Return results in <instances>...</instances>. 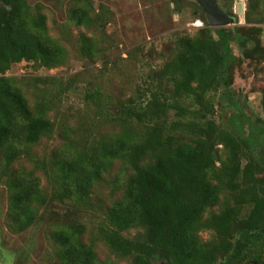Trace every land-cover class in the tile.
I'll return each mask as SVG.
<instances>
[{"label": "trees", "instance_id": "trees-1", "mask_svg": "<svg viewBox=\"0 0 264 264\" xmlns=\"http://www.w3.org/2000/svg\"><path fill=\"white\" fill-rule=\"evenodd\" d=\"M113 19L109 7L96 9L90 0H77L68 11L70 23L99 33ZM244 20L247 27L205 22L194 36L178 37L170 54H158L143 84H129L130 94L114 96L85 79L84 104L94 112L89 130H68L63 146L39 157L32 149L54 133L49 114L55 97L74 91L78 81L29 79L30 107L25 80L7 73L22 62L54 70L67 64L69 53L50 36L41 6L0 0V180L8 231L18 235L49 223L56 264H112L98 260L97 242L128 264H262L264 121L249 117L234 97L242 62L233 44L245 59L264 61V0H247ZM100 52L97 40L80 34L81 60ZM211 92H221L232 107L229 128L213 118ZM261 104L264 112V92ZM22 157L31 169L16 167ZM116 162L127 176L122 196L85 242L83 219L94 209L93 191ZM132 229L141 231L126 236ZM203 232L212 233L209 241Z\"/></svg>", "mask_w": 264, "mask_h": 264}, {"label": "rangeland", "instance_id": "rangeland-1", "mask_svg": "<svg viewBox=\"0 0 264 264\" xmlns=\"http://www.w3.org/2000/svg\"><path fill=\"white\" fill-rule=\"evenodd\" d=\"M96 9L106 5L114 13L113 21L105 31L99 33L94 29L76 26L69 22L68 11L77 0H29L32 7L41 6L47 17L49 34L65 46L69 53L66 65L54 70L36 69L33 64L22 62L14 65L7 76L25 80L21 88L27 96L30 107L35 101L34 91L27 85L34 77H77L75 90L68 95L56 96L54 107L49 117L55 125L51 138L43 139L32 149L39 157L48 155L54 149L66 142V132L70 129L89 130L90 114L84 104L85 79L97 80L105 91L114 96L130 94V85L143 84L151 66L160 60L158 54L163 51L170 54L173 42L181 36H194L198 21L205 25L206 17L201 6L195 0H90ZM247 4V0H245ZM233 12L242 19V0H231L229 5ZM246 13V12H245ZM240 23L228 26L247 27ZM263 32L259 39L264 46ZM80 34L92 37L99 43L100 54L93 59L81 60L78 55V38ZM251 47L253 45L251 44ZM139 48L143 51L140 54ZM236 57L242 62L234 74V97L242 110L252 119L264 121L262 110V95L264 92V61H253L243 57L242 50L233 44ZM129 53H133L132 56ZM104 91V92H105ZM214 104L213 118L223 128H229V117L232 107L221 97V92H211L208 95ZM106 131V126L103 132ZM70 138H75L71 134ZM16 167L31 169L32 164L22 157ZM123 166L116 162L105 175V182L99 184L93 191L94 209L83 219L87 230L85 242H89L96 232L97 226L104 217L106 210L114 200L122 196V186L126 182ZM42 175L41 173H38ZM42 184L47 187L46 179L41 176ZM7 191L0 180V264H56L53 247L49 241L51 226L46 222H38L23 234H12L6 227ZM65 213L66 209H55ZM219 211V207L212 209ZM247 209L245 210V212ZM141 229H132L126 233L134 237ZM211 232H203V241H209ZM96 252L102 263L128 264L126 260L118 259L102 243L97 242ZM156 264H158L156 262ZM264 264V260L262 262Z\"/></svg>", "mask_w": 264, "mask_h": 264}, {"label": "water", "instance_id": "water-1", "mask_svg": "<svg viewBox=\"0 0 264 264\" xmlns=\"http://www.w3.org/2000/svg\"><path fill=\"white\" fill-rule=\"evenodd\" d=\"M203 9L207 23L212 28H224L231 25L239 24V17L233 13L231 16L227 15L220 9L217 0H195ZM250 264H257L251 262Z\"/></svg>", "mask_w": 264, "mask_h": 264}, {"label": "flooded vegetation", "instance_id": "flooded-vegetation-1", "mask_svg": "<svg viewBox=\"0 0 264 264\" xmlns=\"http://www.w3.org/2000/svg\"><path fill=\"white\" fill-rule=\"evenodd\" d=\"M217 3L219 5L220 9H222L227 15L231 16V14L234 13L233 8L231 6H229L231 4V0H217ZM257 264H260V263H257Z\"/></svg>", "mask_w": 264, "mask_h": 264}, {"label": "built area", "instance_id": "built-area-1", "mask_svg": "<svg viewBox=\"0 0 264 264\" xmlns=\"http://www.w3.org/2000/svg\"><path fill=\"white\" fill-rule=\"evenodd\" d=\"M245 12H246V2L245 0H242V19L239 18V22L244 24V17H245ZM204 26L203 23H201V21H198V28H202Z\"/></svg>", "mask_w": 264, "mask_h": 264}]
</instances>
